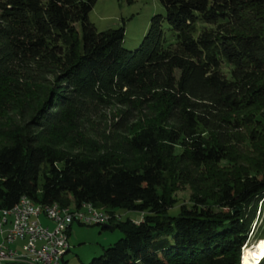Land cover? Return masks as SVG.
Returning <instances> with one entry per match:
<instances>
[{
	"label": "trees",
	"instance_id": "1",
	"mask_svg": "<svg viewBox=\"0 0 264 264\" xmlns=\"http://www.w3.org/2000/svg\"><path fill=\"white\" fill-rule=\"evenodd\" d=\"M96 2L0 0V210L108 213L123 238L88 264H241L264 239V0H159L133 51Z\"/></svg>",
	"mask_w": 264,
	"mask_h": 264
},
{
	"label": "rangeland",
	"instance_id": "2",
	"mask_svg": "<svg viewBox=\"0 0 264 264\" xmlns=\"http://www.w3.org/2000/svg\"><path fill=\"white\" fill-rule=\"evenodd\" d=\"M164 14L165 10L159 0H133L131 2L128 0H97L88 19L98 32L124 28L123 48L133 51L140 46L151 18ZM115 120L116 109L104 110L102 117L94 121L95 128L94 131L91 130L94 138H97L96 136L103 131H110V126ZM180 188L175 193V197L181 203L188 205L192 190L188 186ZM177 210V208L170 210L169 215L176 216ZM117 216H120V221L130 219L138 222L140 218V214L136 212L118 211ZM256 229L264 233L263 210ZM122 238L123 234L117 228L102 230L99 226H79L75 223L71 226L68 237L69 252L63 257L62 264H88L92 259L101 257L105 249ZM253 243L255 242L250 240L248 245ZM246 247L243 248L244 256Z\"/></svg>",
	"mask_w": 264,
	"mask_h": 264
},
{
	"label": "built area",
	"instance_id": "3",
	"mask_svg": "<svg viewBox=\"0 0 264 264\" xmlns=\"http://www.w3.org/2000/svg\"><path fill=\"white\" fill-rule=\"evenodd\" d=\"M28 207L20 198L13 208L0 210V264H53L58 256L69 252L68 230L73 224L92 222V226H98L112 218L99 209L98 213L83 212V217H61L53 211L28 216Z\"/></svg>",
	"mask_w": 264,
	"mask_h": 264
},
{
	"label": "bare ground",
	"instance_id": "4",
	"mask_svg": "<svg viewBox=\"0 0 264 264\" xmlns=\"http://www.w3.org/2000/svg\"><path fill=\"white\" fill-rule=\"evenodd\" d=\"M24 204H29L28 207V216H36L38 212L42 214H51L53 213L60 214L61 217H83V212H91V213H98V209H96L93 205H88L83 208L80 212H71L68 209L61 208L58 205H51V206H43L39 204L33 203L29 198L23 197ZM100 225H107V224H98ZM109 225V224H108ZM85 226H92V222H85ZM63 257L65 256H58L57 259L53 264H62ZM264 258V239L258 240L257 242L253 243L252 245H248L245 249V259H244V250H243V261L242 264H259Z\"/></svg>",
	"mask_w": 264,
	"mask_h": 264
},
{
	"label": "crops",
	"instance_id": "5",
	"mask_svg": "<svg viewBox=\"0 0 264 264\" xmlns=\"http://www.w3.org/2000/svg\"><path fill=\"white\" fill-rule=\"evenodd\" d=\"M120 217V216H119ZM42 221V224L43 225H45V226H47L48 225V223L44 220V219H42L41 220ZM71 230V229H70ZM2 242V239H1V237H0V243Z\"/></svg>",
	"mask_w": 264,
	"mask_h": 264
},
{
	"label": "water",
	"instance_id": "6",
	"mask_svg": "<svg viewBox=\"0 0 264 264\" xmlns=\"http://www.w3.org/2000/svg\"><path fill=\"white\" fill-rule=\"evenodd\" d=\"M245 247H246V246H245ZM245 247H244V248H245ZM242 251H243V250H242ZM241 264H242V263H241Z\"/></svg>",
	"mask_w": 264,
	"mask_h": 264
}]
</instances>
